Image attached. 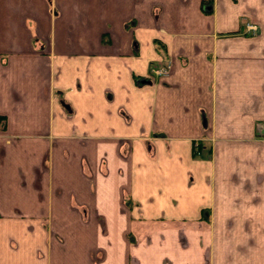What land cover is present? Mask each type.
<instances>
[{"label": "crops", "instance_id": "obj_1", "mask_svg": "<svg viewBox=\"0 0 264 264\" xmlns=\"http://www.w3.org/2000/svg\"><path fill=\"white\" fill-rule=\"evenodd\" d=\"M263 125L264 0H0V264H264Z\"/></svg>", "mask_w": 264, "mask_h": 264}, {"label": "built area", "instance_id": "obj_2", "mask_svg": "<svg viewBox=\"0 0 264 264\" xmlns=\"http://www.w3.org/2000/svg\"><path fill=\"white\" fill-rule=\"evenodd\" d=\"M247 30L249 32H255L257 30V26L254 25V24L248 23L247 24ZM170 69H171L170 63H167L165 65H161V66L154 64L151 67V70L150 71H151V74L153 76L159 77V76H162L164 74H167L170 71ZM263 130H264V125H263Z\"/></svg>", "mask_w": 264, "mask_h": 264}, {"label": "rangeland", "instance_id": "obj_3", "mask_svg": "<svg viewBox=\"0 0 264 264\" xmlns=\"http://www.w3.org/2000/svg\"><path fill=\"white\" fill-rule=\"evenodd\" d=\"M256 33H258V27H257V30L255 32H252L253 35L256 34Z\"/></svg>", "mask_w": 264, "mask_h": 264}]
</instances>
